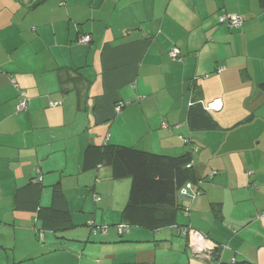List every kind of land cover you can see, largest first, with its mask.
Segmentation results:
<instances>
[{
  "label": "crops",
  "instance_id": "1",
  "mask_svg": "<svg viewBox=\"0 0 264 264\" xmlns=\"http://www.w3.org/2000/svg\"><path fill=\"white\" fill-rule=\"evenodd\" d=\"M263 83L264 0H0V264H264ZM106 143L191 153L189 213L119 235L129 180L82 165Z\"/></svg>",
  "mask_w": 264,
  "mask_h": 264
},
{
  "label": "trees",
  "instance_id": "2",
  "mask_svg": "<svg viewBox=\"0 0 264 264\" xmlns=\"http://www.w3.org/2000/svg\"><path fill=\"white\" fill-rule=\"evenodd\" d=\"M260 89L264 91V83L260 85ZM201 109L200 105L195 104L191 108V114L198 113L201 118L205 112ZM192 162L191 153L169 157L106 143L102 146H87L82 165L84 170L105 166L110 169L112 179H130L128 199L121 212L123 224L159 229L173 225L176 212L180 209L183 212L184 204L178 197V191L185 183L191 180L196 183L198 180L191 176ZM52 196L55 200L63 201L59 188L53 189ZM60 211L62 212L51 209V216L66 219L67 212ZM233 264L237 263L233 261Z\"/></svg>",
  "mask_w": 264,
  "mask_h": 264
},
{
  "label": "built area",
  "instance_id": "3",
  "mask_svg": "<svg viewBox=\"0 0 264 264\" xmlns=\"http://www.w3.org/2000/svg\"><path fill=\"white\" fill-rule=\"evenodd\" d=\"M219 23H225L227 26H229L230 28H238L241 26L242 24V18L236 15H231V14H222L219 19H218ZM90 41V36H83L79 42L86 44ZM168 56L171 60H177L180 61L181 60V56H180V52L178 49L174 48L172 49L170 52H168ZM221 70V68H219V71ZM127 103H120L117 106V110L121 109L122 107H124ZM221 101L220 100H214L212 102H208L206 104H204V110H206L207 112H214V111H218L221 109ZM27 109V100H26V95L25 93H21V99L19 100V102L17 103L16 107H15V111L17 113H21L24 112ZM197 148L192 149V153L196 152ZM193 165V162L191 164V166ZM187 167H190V164L187 165ZM212 176V175H210ZM200 183V182H198ZM193 183L192 182H187L185 183L182 187H180L179 191H178V197L180 198V200L182 201H186V202H192L198 195V191H194L193 190ZM94 200L96 202H98L100 200L99 197L95 196ZM190 211V207L186 204L183 205V212L184 214H188ZM92 232L96 233V229H94V227L92 226ZM128 228L129 226L126 224H120L118 226H116V231L118 234H124L128 232ZM188 231L187 228H183L180 232L181 233H186ZM101 232L103 234L106 233V230L103 229L101 230ZM38 235L41 237L40 240H42V236L43 233L42 232H38ZM190 251L193 253V255L200 260H205V261H209L212 258V249H206V250H201L199 249L198 246L194 245L193 243L190 245L189 247ZM97 264H101L99 261H97ZM230 264H233V262H231Z\"/></svg>",
  "mask_w": 264,
  "mask_h": 264
},
{
  "label": "rangeland",
  "instance_id": "4",
  "mask_svg": "<svg viewBox=\"0 0 264 264\" xmlns=\"http://www.w3.org/2000/svg\"><path fill=\"white\" fill-rule=\"evenodd\" d=\"M129 180V182H130V179H128ZM43 233H45V232H43ZM40 241H43V240H40ZM213 251V250H212ZM205 261V260H204ZM211 260H209V261H207V262H210Z\"/></svg>",
  "mask_w": 264,
  "mask_h": 264
},
{
  "label": "water",
  "instance_id": "5",
  "mask_svg": "<svg viewBox=\"0 0 264 264\" xmlns=\"http://www.w3.org/2000/svg\"><path fill=\"white\" fill-rule=\"evenodd\" d=\"M215 112H216V111H215ZM190 252H191V251H190ZM191 253H192V252H191ZM192 255H193V253H192ZM193 257L196 258L194 255H193Z\"/></svg>",
  "mask_w": 264,
  "mask_h": 264
}]
</instances>
